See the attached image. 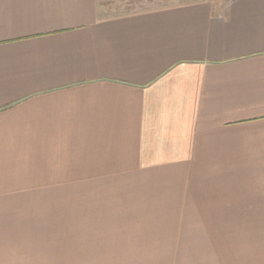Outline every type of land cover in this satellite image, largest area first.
Segmentation results:
<instances>
[{"label": "crops", "instance_id": "obj_1", "mask_svg": "<svg viewBox=\"0 0 264 264\" xmlns=\"http://www.w3.org/2000/svg\"><path fill=\"white\" fill-rule=\"evenodd\" d=\"M129 1L0 0V264H264V0Z\"/></svg>", "mask_w": 264, "mask_h": 264}, {"label": "rangeland", "instance_id": "obj_2", "mask_svg": "<svg viewBox=\"0 0 264 264\" xmlns=\"http://www.w3.org/2000/svg\"><path fill=\"white\" fill-rule=\"evenodd\" d=\"M156 1L155 5L168 6L182 4L188 0ZM125 3L127 7L135 8V0ZM47 200L46 203L38 202L35 204L31 211H17V239L14 247L16 264H34L35 256H40L42 250L57 247L58 241L62 239V234L98 232L101 228L89 225L88 221L86 224L83 220L81 222L78 220L77 226L74 225L71 194L49 195ZM76 205L77 216L79 217V207L83 204L78 202Z\"/></svg>", "mask_w": 264, "mask_h": 264}]
</instances>
